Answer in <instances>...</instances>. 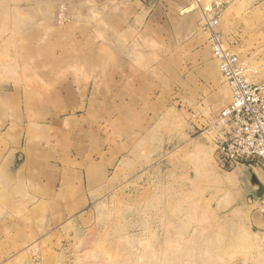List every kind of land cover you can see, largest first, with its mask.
Segmentation results:
<instances>
[{
    "label": "rangeland",
    "instance_id": "rangeland-1",
    "mask_svg": "<svg viewBox=\"0 0 264 264\" xmlns=\"http://www.w3.org/2000/svg\"><path fill=\"white\" fill-rule=\"evenodd\" d=\"M234 1L229 0L222 13ZM33 6L29 0H0V264H262V242L249 223L255 205L248 201L251 194L242 195L251 189L244 175L223 170L216 161L217 131L212 124L230 103L231 91L219 68L216 77L200 72L213 55L197 3L191 5L198 11L195 30L166 36L162 43L144 40L141 46L132 36L109 28L101 3ZM61 6L68 15L62 23ZM248 9L238 13L239 21H229L227 31L237 35L227 42L249 64L250 80L259 82L264 81V0ZM93 44L100 46L98 51H88ZM92 58L100 60L101 73L95 84L84 83L88 70L79 62ZM118 58L134 67L127 83L118 82L122 87L117 88L123 89L115 92L105 75ZM163 58L173 60L170 70L181 79L179 87L174 83L168 92L163 89L169 75L143 66ZM133 70L154 75L148 106L164 92L171 98L159 109L161 115L123 113L126 99L131 103L135 95ZM68 79L73 82L63 83ZM138 102L141 112L154 111ZM41 124L50 127L36 128ZM142 127L149 129L132 130ZM157 138L171 145L163 151L165 158L154 162L153 155L161 153L158 145L153 149ZM115 142L116 199L84 226L70 220L63 232L44 228L43 214L22 212L16 195L3 187L23 162L22 155H39L36 152L44 149L47 157L62 164L86 152L102 157ZM11 157L15 162L9 170ZM42 229L46 236L37 234Z\"/></svg>",
    "mask_w": 264,
    "mask_h": 264
},
{
    "label": "crops",
    "instance_id": "crops-1",
    "mask_svg": "<svg viewBox=\"0 0 264 264\" xmlns=\"http://www.w3.org/2000/svg\"><path fill=\"white\" fill-rule=\"evenodd\" d=\"M69 1H71V3L78 1H84V3H86L90 1L92 4L101 3L105 5V10L101 7V9L104 10L102 18L107 21L109 28L114 30L117 35L132 36L133 41L137 42L140 46V42L144 40H146L145 43H147L149 40L157 38L159 43H162V40L165 42L166 36L172 39L170 37H174L175 34L190 33L195 30L198 19V11H193L191 6L194 2L198 4V0H29L30 4L34 6L41 3L51 2L52 4H57L59 2ZM256 1L257 0H235L223 13H221L219 25L221 30H219L226 40L235 38L237 35L235 31H227L229 21L232 23L236 20L239 21L240 17L238 13L246 9L249 10L248 8L254 5ZM85 12L86 11H84V13ZM90 30L94 31L95 26L88 29V31ZM239 36H241V33ZM191 41L193 42L192 39ZM228 43L234 48V45L229 41ZM191 45H193V43H191ZM99 48V45L93 44L92 47H88V51L96 52ZM118 50H122V48L115 49V51ZM207 51L208 50H206V53L204 52V56L208 59L210 53L208 55ZM196 52L194 45L193 54L196 55ZM172 62L173 60L163 58L160 60H152L148 62L146 66L143 65L147 68L156 67L158 69H163V77L169 75V77L166 78V84L164 83L168 86L163 89L165 92L170 91V85L176 83L179 87L181 83L180 73L174 69L170 70L172 68L170 63ZM79 63L81 65L80 67H84L88 70L87 80L83 82L95 84L101 73L100 60L92 58L85 61L81 60ZM178 64L179 63L176 65ZM217 64L214 58L211 60L208 59L205 64L199 68L200 72L204 74L205 77H216L218 73ZM131 67H134L133 63L125 58H118L111 64L105 76L109 84H114L115 92L123 89L117 88L118 86L122 87L118 82L127 83V77ZM53 68H55V65ZM52 73L53 71L51 73L46 72L47 77L50 78ZM133 77L137 80L134 90L135 95L131 103L128 102V98L126 97L127 101L126 104L123 105V109L125 110L123 113L130 114V116L133 117L139 114L161 115L163 112H160L159 109L163 110L164 107L168 106L171 99L170 97H164V95H166L165 92L162 97H158L157 99L153 98L152 102H149V106H152V109H154L152 113H145V109L141 112L140 109H142V106L138 102L139 100L142 102L144 101L147 109H149L147 102L149 99L148 89L150 88L151 79L154 78L153 73L149 70L144 72L141 70H133ZM72 82L73 81L70 79L63 81L66 85ZM64 89L70 91L69 87ZM122 95L123 92H119L117 96L120 98ZM128 110H131V112ZM110 113H112V108L110 109ZM37 127L42 128V130H47L50 125L41 124L39 126L37 125L36 128ZM148 129L149 127H142L141 129L133 128L132 130L144 131ZM85 130L91 131L92 129ZM161 140L158 141L157 138V143H153V149H155L157 145L161 149V153L158 152L153 155V157L157 156L156 159H154L155 161L153 160L154 162H159L161 159L165 158V153H163V151L166 146L169 147L171 145L170 143H166L167 141L165 139ZM175 142L174 137L172 144ZM36 153H39V155H22V157H24L23 162L17 166L14 173L10 172L9 179L3 187L7 192L14 194V196L16 195V204L20 207L22 212L32 211L39 215L43 214V219H46L44 228L51 231L56 230L63 232L66 229L65 225L70 220H76L80 222V226H84L86 222L95 218L96 212L101 211L104 205L111 206V202L116 199L118 175L116 171L112 170L117 160L116 142L114 145L110 144L108 146V150L104 151L102 157L95 158L86 152L83 157L74 159L68 158L66 162L62 164L54 162L47 157L44 149H40ZM11 159L7 164V169L9 170L15 162H12L15 160V157H11ZM248 167L252 168L260 180L261 177L258 173L260 169L251 165L243 163L238 164L232 169V172L236 175H244V179L249 187L248 182L250 173L247 170ZM249 192L244 189L242 195L247 198V196L251 194V191ZM238 195L241 197V192ZM32 215L33 214H31V216ZM249 223L253 233L261 240L264 249V215L256 210L250 212ZM47 233L45 234L44 229L37 232V234L41 236H46ZM261 262L264 264V257H261Z\"/></svg>",
    "mask_w": 264,
    "mask_h": 264
},
{
    "label": "built area",
    "instance_id": "built-area-1",
    "mask_svg": "<svg viewBox=\"0 0 264 264\" xmlns=\"http://www.w3.org/2000/svg\"><path fill=\"white\" fill-rule=\"evenodd\" d=\"M203 13L201 28L209 35V45L219 66L221 77L231 91L230 103L215 117L216 161L223 170L238 164L257 167L264 186V81L249 78V64L232 49L219 31L220 15L229 0H198ZM206 3V4H205ZM66 6H61L58 20L68 19ZM248 201L264 215V192L261 198Z\"/></svg>",
    "mask_w": 264,
    "mask_h": 264
},
{
    "label": "water",
    "instance_id": "water-1",
    "mask_svg": "<svg viewBox=\"0 0 264 264\" xmlns=\"http://www.w3.org/2000/svg\"><path fill=\"white\" fill-rule=\"evenodd\" d=\"M247 170L250 173V179H249V187L251 189V195L255 199H259L262 197L263 192H264V186L257 177V175L254 173L252 168L248 167Z\"/></svg>",
    "mask_w": 264,
    "mask_h": 264
},
{
    "label": "bare ground",
    "instance_id": "bare-ground-1",
    "mask_svg": "<svg viewBox=\"0 0 264 264\" xmlns=\"http://www.w3.org/2000/svg\"><path fill=\"white\" fill-rule=\"evenodd\" d=\"M206 4V3H205ZM218 68H219V66H218ZM220 71V70H219ZM221 74V73H220Z\"/></svg>",
    "mask_w": 264,
    "mask_h": 264
}]
</instances>
